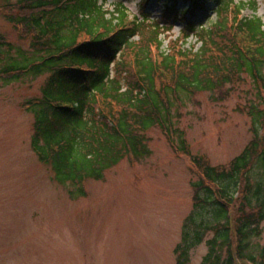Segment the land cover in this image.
Here are the masks:
<instances>
[{
	"label": "trees",
	"instance_id": "1",
	"mask_svg": "<svg viewBox=\"0 0 264 264\" xmlns=\"http://www.w3.org/2000/svg\"><path fill=\"white\" fill-rule=\"evenodd\" d=\"M107 1L115 0H15L6 5L7 22L30 36L34 54L3 62L11 45L0 35V85L47 75L42 98L28 104L35 114L33 152L57 183L79 188L102 181L125 160L149 156L145 134L158 127L179 139L177 152L191 157L200 174L192 186L194 209L175 249L176 264H190L192 251L202 244L208 249L201 264H264V248L251 251L264 222V110L249 108L254 139L221 167L192 157L172 118L183 97L213 92L234 77L248 75L264 85V23L240 16L248 6L256 10V4L215 0L217 15L233 10L234 18L205 28L189 15L205 10L210 0H184L192 3V11L179 12L175 2L166 8L165 26L151 22L143 27L144 17L130 21L122 3L109 11ZM175 21L184 24L181 47L154 57L152 48H162L159 37ZM145 32L148 39L134 47L133 37ZM194 37L200 48L182 49ZM127 49L137 50V81L128 69L123 73L130 79L111 76V65L118 67L116 57ZM80 194L85 195L81 188Z\"/></svg>",
	"mask_w": 264,
	"mask_h": 264
},
{
	"label": "rangeland",
	"instance_id": "2",
	"mask_svg": "<svg viewBox=\"0 0 264 264\" xmlns=\"http://www.w3.org/2000/svg\"><path fill=\"white\" fill-rule=\"evenodd\" d=\"M14 1L0 0V35L11 45L3 62L7 57L20 62L34 54L30 36L6 20V5ZM175 1L148 0L146 6L145 0H115L104 8L110 11L120 2L130 21L144 17L143 27L151 22L165 26L166 8ZM233 2H254L256 10L248 6L240 16L264 23V0ZM176 7L181 13L193 10L184 0ZM215 9V0H210L205 10L189 15L190 21L210 28L222 18L233 20V10L217 15ZM166 26L170 28L159 37L162 48H152L154 57L170 54L182 43L183 22ZM148 35L133 37L132 45H143ZM200 46L194 37L182 49L197 51ZM136 51L118 55L119 66L111 65V76L130 79L123 73L128 69L137 81ZM46 81L47 75L0 85V264H176L175 249L194 209L192 186L200 177L191 157L177 152L179 139L152 128L145 134L149 156L121 162L102 181L79 188L61 185L31 147L35 114L28 104L42 98ZM251 106L264 110V85L248 75L234 77L213 92L183 97L172 113L173 125L183 133L192 157L204 158L212 167L227 166L254 139ZM80 188L84 196H76ZM260 228V237L251 240L254 254L264 248V222ZM207 249L205 244L194 249L190 264H201Z\"/></svg>",
	"mask_w": 264,
	"mask_h": 264
}]
</instances>
